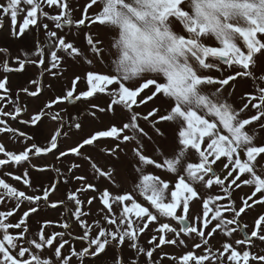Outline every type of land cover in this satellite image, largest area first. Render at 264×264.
Instances as JSON below:
<instances>
[{"label":"snow or ice","instance_id":"obj_1","mask_svg":"<svg viewBox=\"0 0 264 264\" xmlns=\"http://www.w3.org/2000/svg\"><path fill=\"white\" fill-rule=\"evenodd\" d=\"M76 10L0 0V29L7 20L11 38H35L30 55L0 47V134L21 146L0 143V205L13 202L0 210V264H264V0H85ZM26 66L38 77L14 87ZM249 81L237 105L236 84ZM27 98L39 101L31 112ZM13 122L57 128L40 143ZM86 122L95 127L84 135ZM49 154L50 167L32 164ZM31 168L58 179L36 189ZM44 209L62 220L33 232L29 217Z\"/></svg>","mask_w":264,"mask_h":264},{"label":"rangeland","instance_id":"obj_2","mask_svg":"<svg viewBox=\"0 0 264 264\" xmlns=\"http://www.w3.org/2000/svg\"><path fill=\"white\" fill-rule=\"evenodd\" d=\"M71 3L77 5V10L73 13V18L74 19L80 18V16H81L80 6L85 3V0H71ZM46 22H48L50 24V26H52L50 21H46ZM5 24H6V29H7V27H8L7 20L5 21ZM6 29H0V47H7L9 49L10 55L15 57L17 54H19L20 50L27 51V52H29V55H30L31 51L35 50V38L33 36H29L28 40H24L23 38H21L20 40H15L9 36V32ZM64 31H70V28H65ZM71 31H73V32L75 31L74 27L71 28ZM68 38H69V40H71L73 37H72V35H69ZM76 42H77V45L80 47L85 46L83 33L80 34V36L77 38ZM0 63H2V58H0ZM26 67L28 68L26 75L17 74L16 77L13 78L14 87L17 85L25 84L27 77H33V78L38 77V71L35 68V66H26ZM2 74L3 73L0 72V75H2ZM66 75L69 76V79L67 81H63V83L70 84L71 74L66 73ZM48 79H52V78L46 77V81ZM238 80H239V78H238ZM58 88H59V85H57V89ZM251 90H252L251 81H249L248 83L239 82L236 84V91H235L234 96L231 99L233 101H235V103L238 105L240 103V97L243 94H245ZM48 94L51 95L52 94L51 91H49ZM27 100H28V110H29V112H31L34 110V105L36 103H39V101H37L36 98H27ZM60 107L62 108L64 106L61 105ZM69 111H73V106H69ZM85 115H86V113H81L79 118L81 120H83ZM65 119H68V117L65 116ZM73 119H75V113L73 114ZM13 126L18 127L21 131L32 133L34 135V138L40 143H43L45 141V138L52 135L54 133V130L57 128V124L55 122H46L39 133L35 132L34 129L30 126L20 125V124L15 123V122H13ZM94 127H95V125H92V124H89L86 122L85 123V131L83 134L84 135L88 134L89 132H91L93 130ZM0 143H4L5 147L10 151H17L18 152L21 150V146L15 142V138L11 137L10 134H0ZM70 144H71V141L66 143L64 145V147H68V146H70ZM153 147H155V145H153ZM130 155L131 154H129V157H130ZM52 160H53V157L51 156V154H49V156L47 158H33L32 164H35L37 166L47 165L50 167ZM6 167L8 168V171H10V172L14 171V168L9 167V166H6ZM60 167L63 169L62 165H60ZM30 177H31L36 189H39L41 187V185H43L45 188H47L50 180L58 179L55 172L42 173V172L37 171L36 168H31ZM3 178L6 180V182H8V183H10V184H12L18 188H23V185L20 181L12 180L10 176L9 177H3ZM117 180L118 181L120 180V176H117ZM131 186H132L131 179H129L128 182L123 184V187L125 189H128V190H131ZM25 190L28 191L29 193L32 192V189H25ZM63 191H64V187L61 185L60 192H63ZM244 191H247V188H245ZM85 195L91 196V195H95V194L92 192H88ZM59 198H60V193H57L51 197V199H53V200H56ZM12 206H13V202L9 201V202H7L6 205H0V210L7 211ZM98 207H100V205L98 204V202L94 201V204L92 206V211L96 212V209ZM25 210H27L26 205L22 206L20 211H18L16 213V215L11 218L12 222L13 223L17 222L18 218L22 215L23 211H25ZM43 220H52V221L62 220V216H61V213L58 212L57 210L44 209V211L40 214V216H36V214H33L31 217H29L31 230L33 232L37 231L40 227V223L38 221H43ZM13 231H16V230H13ZM52 231H63V229H60L58 227H53V226H49L46 229V232H48V233H51ZM69 231L72 232L73 235H79L80 234V229L77 228L75 225ZM152 234H155V233L154 232L149 233L148 235H146L142 238L141 246H144V247L148 246L147 240L150 238V235H152ZM66 238L69 239L70 243L72 245H74V247L77 250H81L83 247L86 246L85 242L73 239L72 235H70ZM218 239H223V237H218ZM257 243H259V242H257ZM65 247L67 249L69 246L66 245ZM187 250H190V249H177V248H175V246H166L164 248V251L169 252V253L174 252L176 255H180V254H182V251H187ZM62 251H64V250H62ZM113 251L117 255L118 258L124 257L126 259H132V258L142 259V257H135L134 251L132 249H125L124 251H122L121 249L117 248V249H113ZM76 259L77 258L73 257L74 261ZM92 259L93 258L85 257L83 264H90ZM77 264H79V262H77ZM165 264H168V262L166 261Z\"/></svg>","mask_w":264,"mask_h":264},{"label":"water","instance_id":"obj_3","mask_svg":"<svg viewBox=\"0 0 264 264\" xmlns=\"http://www.w3.org/2000/svg\"><path fill=\"white\" fill-rule=\"evenodd\" d=\"M65 28H70V26H67V25H66Z\"/></svg>","mask_w":264,"mask_h":264},{"label":"crops","instance_id":"obj_4","mask_svg":"<svg viewBox=\"0 0 264 264\" xmlns=\"http://www.w3.org/2000/svg\"><path fill=\"white\" fill-rule=\"evenodd\" d=\"M215 74V73H214ZM217 75V74H216Z\"/></svg>","mask_w":264,"mask_h":264}]
</instances>
